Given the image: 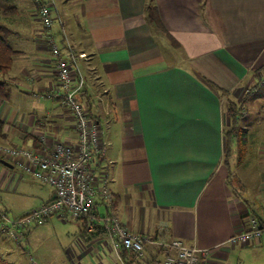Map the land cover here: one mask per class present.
Returning a JSON list of instances; mask_svg holds the SVG:
<instances>
[{
    "label": "crops",
    "instance_id": "1",
    "mask_svg": "<svg viewBox=\"0 0 264 264\" xmlns=\"http://www.w3.org/2000/svg\"><path fill=\"white\" fill-rule=\"evenodd\" d=\"M13 1L17 13L5 24L17 53L0 77L9 85L8 98L0 99L6 134L0 144L39 147L41 136L47 147L77 143L47 36L61 47L67 41L76 52L73 80L85 79L82 101L105 145L92 170L106 177L113 202L106 207L98 197L94 213L117 217L136 235L209 250L198 264H264V233L247 244L228 243L254 219L264 227V133L244 127L248 155L232 166L238 188L228 183L223 163L226 102L239 103L264 72V0H155L177 46L152 33L146 0H44L54 4L48 30L31 0ZM25 175L0 170V189L16 192ZM46 189L39 206L16 217L53 200L54 189ZM80 228L66 247V264H162L156 248L119 258L105 237L84 243ZM17 252L0 238L2 258L27 264Z\"/></svg>",
    "mask_w": 264,
    "mask_h": 264
},
{
    "label": "built area",
    "instance_id": "2",
    "mask_svg": "<svg viewBox=\"0 0 264 264\" xmlns=\"http://www.w3.org/2000/svg\"><path fill=\"white\" fill-rule=\"evenodd\" d=\"M31 1L38 5L37 18L40 24L46 30L50 29L55 22L53 2ZM47 40L49 50L56 59V73L61 88L60 95H56L60 96L63 106L74 117L77 143L55 142L52 147H47L45 136H41L39 147L0 144L2 160L12 161L39 183L52 187L55 192L53 200L16 218H10L0 208V232L9 234L20 244L24 238L23 232L32 227L43 225L54 216L60 219L70 217L85 222L87 232H96L101 228L119 258L122 249L142 257L145 249L150 246L163 252L162 264H198L201 258L209 254V250L188 246L178 239L163 241L151 236L136 235L123 226L117 217L94 213L98 197L106 207H111L113 202L106 177H98L92 170L95 159L104 155L105 145L100 141L98 125L82 101L85 79L79 74L73 80L75 50L67 41L63 47L57 45L52 35H48ZM80 56L84 57V54ZM263 233L264 227L254 219L250 229L233 235L228 243L247 244Z\"/></svg>",
    "mask_w": 264,
    "mask_h": 264
},
{
    "label": "rangeland",
    "instance_id": "3",
    "mask_svg": "<svg viewBox=\"0 0 264 264\" xmlns=\"http://www.w3.org/2000/svg\"><path fill=\"white\" fill-rule=\"evenodd\" d=\"M3 22L6 23V19H3ZM56 43L59 46L61 45L60 41H56ZM262 94H264V86L246 101L244 112L245 115L247 112L248 114L247 117L240 121L241 126L247 128L251 127V132L253 133H264V121H262V119L259 120V115H264V95ZM261 101L262 103H260ZM258 107L263 109V112L259 113ZM226 120L225 127L229 124L228 117ZM4 161L12 165V167L10 168L0 163L1 171L9 169V171L15 170L17 173L21 172V169L16 167L12 161ZM248 165L247 163L245 168H247ZM251 166L252 165H250V167ZM254 172L255 170H253L252 173ZM30 175H25V180L16 192L3 191L0 189V206L8 211L7 214L10 218H16L17 214L39 206L48 196L46 188L50 186L40 184ZM235 175L236 178L232 187L238 188L237 186H239V183L237 177L239 172H235ZM244 193H247L246 190ZM245 197L247 198L248 196ZM80 225L78 220L70 217L67 221L52 217L43 225L32 227L27 237L28 240L26 241L24 237L20 244L16 243L9 234L0 232V238L10 242L17 249V253L27 260V264H32V262L35 264H66L67 261H71L67 254L66 247L73 243L75 231L78 230ZM6 260L13 264L11 259L6 258ZM23 260L22 263L25 261Z\"/></svg>",
    "mask_w": 264,
    "mask_h": 264
},
{
    "label": "trees",
    "instance_id": "4",
    "mask_svg": "<svg viewBox=\"0 0 264 264\" xmlns=\"http://www.w3.org/2000/svg\"><path fill=\"white\" fill-rule=\"evenodd\" d=\"M35 6L38 7V5ZM16 13H17V6L13 0H0V77L7 74L11 70L14 57L17 53V51L13 49L10 42V38L12 37L14 32L3 22V19H10L14 17ZM144 14H145V19L149 24V27L151 28L153 34H155L158 38L166 36L167 39L174 46H177V42L165 29L160 19L157 7L155 5V0H146ZM262 69H264V67ZM263 84H264V74L262 76H259L256 84L247 91V93L244 95V97L239 103L231 101L229 99L226 102L225 113L228 117L229 124L223 130V138H224L223 163L227 166V169L229 171L227 181L231 185L233 184L236 178L232 166L234 165L238 167L243 165L248 155V149H249L248 148L249 137L247 133L248 131L246 128L240 125V121L244 118L245 115L244 112L245 104L246 101L251 97V95L255 93V91L258 90L259 87ZM8 86L9 85L7 83L0 80V99L5 100L8 98L9 96ZM211 86L215 90L219 91V93L222 96L226 97L227 94L224 90L214 85ZM0 137L1 138L6 137V134L4 132V123L1 120H0ZM25 233L26 232H24V236L26 237ZM104 235L105 233L101 230V228H98L96 232H87L86 223L82 222L79 236L84 243H89L94 241L95 239H100L104 237ZM120 252H121V256L123 255L124 258L127 257L128 254H132L134 258L135 257L139 258V256H137L136 254H133L125 249H122ZM161 253L163 252L160 250H156L155 255H160ZM0 264H12V263H9L0 256ZM154 264L156 263L154 262Z\"/></svg>",
    "mask_w": 264,
    "mask_h": 264
},
{
    "label": "water",
    "instance_id": "5",
    "mask_svg": "<svg viewBox=\"0 0 264 264\" xmlns=\"http://www.w3.org/2000/svg\"><path fill=\"white\" fill-rule=\"evenodd\" d=\"M2 163L4 164V165H6V166H8V167H12V165H10L9 163H7L6 161H4V160H2Z\"/></svg>",
    "mask_w": 264,
    "mask_h": 264
}]
</instances>
